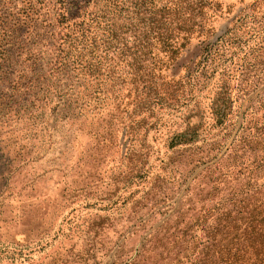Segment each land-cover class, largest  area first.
I'll return each instance as SVG.
<instances>
[{"label":"trees","instance_id":"16d2710c","mask_svg":"<svg viewBox=\"0 0 264 264\" xmlns=\"http://www.w3.org/2000/svg\"><path fill=\"white\" fill-rule=\"evenodd\" d=\"M60 2L50 70L57 79L69 76L68 101L80 113L110 107L109 127L122 126L123 139L133 141L147 115L193 102L168 140L165 177L134 202L147 212L162 205L158 220L173 212L127 239L126 230L115 231L114 264H264V116H254L264 108V91L241 114L244 100L264 85V0L237 10H225L221 0ZM226 15L229 26L217 34L214 23ZM1 26L0 83L23 43L20 29L7 30V20ZM201 38L198 53L181 64ZM12 98L0 92V106L10 107L5 120L16 107L5 103ZM245 152L255 156L247 170Z\"/></svg>","mask_w":264,"mask_h":264},{"label":"rangeland","instance_id":"374dc122","mask_svg":"<svg viewBox=\"0 0 264 264\" xmlns=\"http://www.w3.org/2000/svg\"><path fill=\"white\" fill-rule=\"evenodd\" d=\"M252 1L221 0L225 10ZM60 3L0 0V31L7 20V30L20 29L23 39L0 83V92L16 95L5 102L16 106L9 119L2 115L10 107L0 106V264H114L115 231L126 230L127 239L135 228L161 224L173 212L158 220L155 214L162 205L147 212L134 208V202L165 177L168 140L193 102L188 109L147 115L133 141L123 139L122 126L109 127L110 107L80 113L68 101L73 87L69 76L61 73L57 79L50 70ZM229 23L228 15L218 18L217 34ZM203 40L191 41L181 64L194 58ZM177 71L183 75L182 69ZM19 81L22 86L16 88ZM263 91L264 85L244 100L241 114ZM254 116H264V108ZM254 158L245 152V169ZM198 171L165 205L167 210L179 203Z\"/></svg>","mask_w":264,"mask_h":264}]
</instances>
